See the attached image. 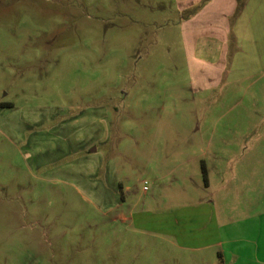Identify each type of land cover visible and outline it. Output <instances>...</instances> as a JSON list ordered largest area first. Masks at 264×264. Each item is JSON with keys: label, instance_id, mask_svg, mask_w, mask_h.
I'll return each mask as SVG.
<instances>
[{"label": "rangeland", "instance_id": "rangeland-1", "mask_svg": "<svg viewBox=\"0 0 264 264\" xmlns=\"http://www.w3.org/2000/svg\"><path fill=\"white\" fill-rule=\"evenodd\" d=\"M0 264H264V0H0Z\"/></svg>", "mask_w": 264, "mask_h": 264}, {"label": "trees", "instance_id": "trees-1", "mask_svg": "<svg viewBox=\"0 0 264 264\" xmlns=\"http://www.w3.org/2000/svg\"><path fill=\"white\" fill-rule=\"evenodd\" d=\"M1 107H7L8 105L7 104H4V105H0Z\"/></svg>", "mask_w": 264, "mask_h": 264}]
</instances>
